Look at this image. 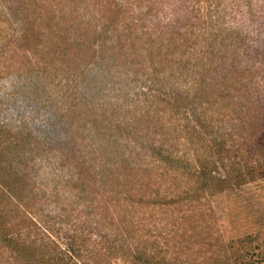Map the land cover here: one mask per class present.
Instances as JSON below:
<instances>
[{"label": "rangeland", "instance_id": "374dc122", "mask_svg": "<svg viewBox=\"0 0 264 264\" xmlns=\"http://www.w3.org/2000/svg\"><path fill=\"white\" fill-rule=\"evenodd\" d=\"M35 1L28 13L35 15L31 19L37 13L38 22H29L23 12L7 21L0 6V150L14 160L21 156L19 168L23 172L27 168L37 179L30 187H21L22 200H18L31 228L25 221L20 224L22 231L17 226L9 231L20 233V240L27 242L21 260L73 264L60 254L73 240L80 251L79 264H101L102 259L104 264H250L247 253L264 240V179L251 181L243 175L245 166L255 163L250 147L264 132V117L249 123L241 116L237 123L221 124L218 130L227 149L221 159L217 145L209 144L213 147L207 149L184 131L189 120L183 117L164 134V64L157 59L158 37L164 34V17L177 15L186 24L202 16V24L224 30L221 38L227 44L235 36L245 48L250 44V50L228 57L238 64L244 60L239 69H250L248 76L259 79L264 77V0L190 2L200 7V13L182 10L183 0H165V7L164 0H156L158 7L150 16L151 0H133L134 17L147 16L136 34L143 39L124 52L116 45L89 68L84 59L91 50L82 52L66 44L64 36L56 40L53 12H66L61 28H70L74 41L80 23L93 18L92 1L88 7L74 0ZM228 70L222 74L228 80L239 75L237 69ZM223 76L217 84L224 82ZM246 82L248 87L233 91L235 98L251 100L264 116V87L256 97L255 86ZM232 109L229 99L213 112ZM103 122L131 130L110 133L101 130ZM107 135L114 139H105ZM15 140L24 145L14 148L10 142ZM76 140L91 166L110 163L106 147L104 154L95 153L94 145H104V140L113 141L107 147L117 151L115 163L128 165L126 170L115 169L117 178L106 199L99 192L102 174L97 184L88 181L74 190L71 178L77 171L70 163L78 151ZM210 156L217 161V176L229 183L213 185L208 194L197 193L193 174L198 158ZM164 195L184 198L165 205ZM90 200L93 207L87 206ZM20 221L10 213L4 224L13 227ZM249 237L257 238L252 248ZM0 245V264H18L13 260L16 244L10 250Z\"/></svg>", "mask_w": 264, "mask_h": 264}, {"label": "trees", "instance_id": "16d2710c", "mask_svg": "<svg viewBox=\"0 0 264 264\" xmlns=\"http://www.w3.org/2000/svg\"><path fill=\"white\" fill-rule=\"evenodd\" d=\"M74 1L77 5L80 3L82 4L81 6L85 4V7H88L89 0ZM91 1L92 8H94L93 18L86 24L83 22L80 23V26H78L79 33L74 41L71 37L70 28H61V21L66 17V12L59 10L53 12V21L57 23L56 28H58L56 40L59 41L64 36L63 38L66 44L76 45L84 49L82 52L91 50L88 52L90 57L84 59L86 68H89L97 60L105 58L108 51L115 49L116 45L124 52L130 47L129 44L143 39L136 35L138 33L139 22L144 21L143 23H146V17L152 15L155 11L154 8L158 7L156 6V0H151L148 15L134 17L133 0ZM165 2L164 0V7ZM190 2H197V0H183L179 6L182 10L184 9L191 13H200V7H197V10L196 6H190ZM35 4H37L35 0H0V6L5 11L7 21H12L14 15L23 12V14L25 13L24 17H26V20L28 18L29 22L31 20L38 22L40 19L37 18V13L36 18L38 20L36 18L31 19V16L35 15L28 13L31 5ZM190 7H193L192 11L189 9ZM158 10L159 8L156 12ZM201 18L203 19L202 16H196V18L183 24L177 15L171 18L164 17V34L158 37L160 53L157 58L164 64V134L168 132V127L170 130V128L177 126L179 118L183 117V119L189 120L188 125L183 127L184 131L188 135H194L198 143L206 145L207 149L211 146L209 144L214 143V146L217 145V155L221 159L227 152L224 141H221V139H224L223 132L218 130L221 124H225L226 122L237 123L239 119H243L241 116L245 117L249 123L256 121L259 117H262V119L264 117L261 114L262 111H259V108L251 100L242 101L239 97L235 98L233 91L238 92L241 89L240 87H248L249 82L246 81H250L255 86L254 91L257 95L256 97H259L262 95L260 86L264 87V77L261 76L259 79H257V76L249 77L248 75L251 73L250 69L245 68L240 70L239 68L241 67L239 65L244 60L238 64V62L232 61L228 57V54L237 53L244 49L245 46L241 44L242 42L238 43L235 36L232 37L234 39L231 43L227 44L225 39L221 38V35L223 37L225 33L224 30L220 29V32H218L215 30L213 24H202ZM16 27L18 28V25ZM216 33L220 34L217 35ZM220 39L222 40L220 41ZM248 45L245 48L247 51L251 48L250 44ZM256 66V64H253L251 67L255 70L254 67ZM228 68L237 69L239 75L228 80L227 75H222L224 71H229ZM221 75L223 76L224 82L217 84V79L222 77ZM257 90L261 94H258L259 92ZM229 99L233 103L231 112H219L217 114L213 112V109L226 100L229 101ZM121 129L131 130V127L113 122H103L101 126V130L110 131V133L117 130L121 131ZM106 138L114 139L111 135H107ZM12 142L10 144H13L12 146H15L14 148L20 147L21 144L24 145L21 140ZM110 142L113 141L104 140V145H94V148H96L95 153L104 154L107 149L112 158L110 163L104 164L100 161V165L95 167L93 165L91 166L85 151L80 148L79 142L77 140L74 141L73 144L78 149L77 154L71 157L70 163L75 171H77L71 178V181L75 182L74 190L84 187L88 181H93L97 184L98 177L102 174L99 192H102L103 195L101 197L106 199L105 194L106 192L108 193L107 190L117 178V170L115 171V169L118 167L119 169H128V165L123 166L122 164L119 166L115 163L116 157H118L117 151L114 152L108 149L107 146H111ZM28 144L30 145V143ZM114 144L119 145L118 141H115ZM99 149H102L103 152L98 151ZM0 151V243L3 245V248L8 250L15 243L16 254L13 260L15 259L17 261L15 262L18 264H28L26 260H21L25 258L21 254L25 251V244L27 242L20 240V233L17 234L16 232V235L11 233V235L9 231L15 229L16 226L20 229V224H26L25 221L30 222L26 219L29 218L26 215L28 213L22 210V206L19 205L18 200H22L21 195L24 190L21 189L25 186L30 187V184L36 183L37 179L30 176L31 174L27 171V168H24V172L19 168L18 160L21 156L15 157L17 160H14L11 156L4 153L2 149ZM250 153L255 163L251 166H245L244 170H247V172L245 171L246 174L243 175L244 179L247 176L251 181H255L257 177L258 179H264V132L260 134L255 144L250 147ZM198 159V167H196L193 174L195 185L197 186V193L203 192L204 194H208L213 185L229 183V181L217 176L216 173L219 168L217 161L212 156L204 157L202 160L201 158ZM112 171L114 172L113 174ZM167 174L165 173L164 175L167 176ZM88 175L91 176L89 180L87 179ZM18 190L19 192H17ZM183 198L184 196L182 198L181 196L169 198V196L164 195V204L175 205L181 202ZM10 205H12V208H10ZM93 205H95L94 200H90L87 203V206L93 207ZM10 213H16V216L21 217L22 221L13 227L4 224V220ZM31 224L32 222L29 223L28 228H31ZM18 242L22 247H19ZM255 242H257V238H248L250 248H252L251 245ZM75 245L76 243L70 240V242L66 243V248L60 250V254L65 256L70 263L79 264L80 262L77 257H81L78 254L80 251L75 250ZM253 249L252 253L250 251L247 253V257H250V264H264V240L260 239L259 244ZM98 257H101V253L99 252ZM104 263L105 261L102 259L101 264Z\"/></svg>", "mask_w": 264, "mask_h": 264}]
</instances>
